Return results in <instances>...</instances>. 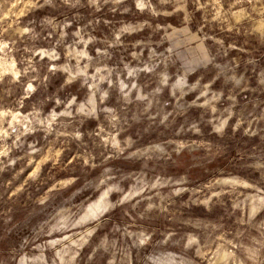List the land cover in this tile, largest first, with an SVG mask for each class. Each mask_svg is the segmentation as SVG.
<instances>
[{
	"label": "rangeland",
	"instance_id": "374dc122",
	"mask_svg": "<svg viewBox=\"0 0 264 264\" xmlns=\"http://www.w3.org/2000/svg\"><path fill=\"white\" fill-rule=\"evenodd\" d=\"M0 264H264V0H0Z\"/></svg>",
	"mask_w": 264,
	"mask_h": 264
},
{
	"label": "bare ground",
	"instance_id": "6f19581e",
	"mask_svg": "<svg viewBox=\"0 0 264 264\" xmlns=\"http://www.w3.org/2000/svg\"><path fill=\"white\" fill-rule=\"evenodd\" d=\"M97 209H101V206H98Z\"/></svg>",
	"mask_w": 264,
	"mask_h": 264
}]
</instances>
